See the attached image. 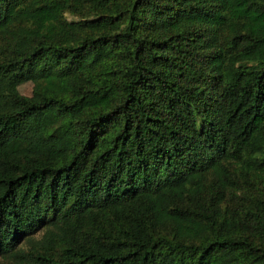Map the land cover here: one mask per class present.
Listing matches in <instances>:
<instances>
[{
	"label": "trees",
	"instance_id": "1",
	"mask_svg": "<svg viewBox=\"0 0 264 264\" xmlns=\"http://www.w3.org/2000/svg\"><path fill=\"white\" fill-rule=\"evenodd\" d=\"M0 264H264V0H0Z\"/></svg>",
	"mask_w": 264,
	"mask_h": 264
},
{
	"label": "rangeland",
	"instance_id": "2",
	"mask_svg": "<svg viewBox=\"0 0 264 264\" xmlns=\"http://www.w3.org/2000/svg\"><path fill=\"white\" fill-rule=\"evenodd\" d=\"M67 19L72 20L73 18L70 16H67ZM19 91L21 92V94H23L25 96H29L31 94V91H32V86L29 83L24 84V85L20 86Z\"/></svg>",
	"mask_w": 264,
	"mask_h": 264
}]
</instances>
